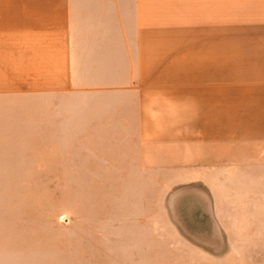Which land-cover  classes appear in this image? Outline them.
I'll return each instance as SVG.
<instances>
[{
  "label": "crops",
  "instance_id": "0c3cea01",
  "mask_svg": "<svg viewBox=\"0 0 264 264\" xmlns=\"http://www.w3.org/2000/svg\"><path fill=\"white\" fill-rule=\"evenodd\" d=\"M114 90L142 167L197 168L204 213L264 214V0H0V97Z\"/></svg>",
  "mask_w": 264,
  "mask_h": 264
},
{
  "label": "rangeland",
  "instance_id": "374dc122",
  "mask_svg": "<svg viewBox=\"0 0 264 264\" xmlns=\"http://www.w3.org/2000/svg\"><path fill=\"white\" fill-rule=\"evenodd\" d=\"M119 94L0 97V264H264V214L204 213L197 168L142 167Z\"/></svg>",
  "mask_w": 264,
  "mask_h": 264
}]
</instances>
